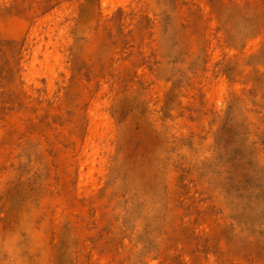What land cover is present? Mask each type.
I'll use <instances>...</instances> for the list:
<instances>
[{
	"label": "rangeland",
	"instance_id": "obj_1",
	"mask_svg": "<svg viewBox=\"0 0 264 264\" xmlns=\"http://www.w3.org/2000/svg\"><path fill=\"white\" fill-rule=\"evenodd\" d=\"M0 264H264V0H0Z\"/></svg>",
	"mask_w": 264,
	"mask_h": 264
},
{
	"label": "bare ground",
	"instance_id": "obj_2",
	"mask_svg": "<svg viewBox=\"0 0 264 264\" xmlns=\"http://www.w3.org/2000/svg\"><path fill=\"white\" fill-rule=\"evenodd\" d=\"M38 53H39V49H37L36 52L35 51L33 52V55H34L35 59L37 58Z\"/></svg>",
	"mask_w": 264,
	"mask_h": 264
}]
</instances>
